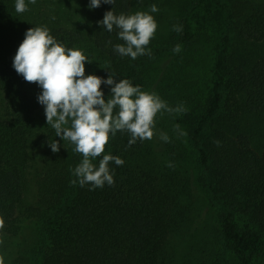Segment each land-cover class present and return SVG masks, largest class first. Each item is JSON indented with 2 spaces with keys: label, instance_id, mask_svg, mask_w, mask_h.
Here are the masks:
<instances>
[{
  "label": "trees",
  "instance_id": "1",
  "mask_svg": "<svg viewBox=\"0 0 264 264\" xmlns=\"http://www.w3.org/2000/svg\"><path fill=\"white\" fill-rule=\"evenodd\" d=\"M15 2L0 0V264L32 222L36 241L18 244L7 264H264V1L168 0L171 11L155 15L151 55L136 59L119 55V29L109 32L98 21L112 10L150 11L155 0H115L95 9L90 0H51L48 8L25 0L24 13ZM35 26L66 49L81 50L91 61L85 75L111 73L186 109L158 114L151 140L129 145L127 132L110 134L92 162L98 167L107 154L124 161L109 163L113 186L72 183L70 170L82 155L55 136L38 102L42 89L13 67ZM165 61L172 66L162 74ZM101 89L107 100L111 86ZM162 116L164 122L177 116L187 135L159 148ZM54 140L58 153L49 146ZM32 183L35 203L27 199Z\"/></svg>",
  "mask_w": 264,
  "mask_h": 264
},
{
  "label": "clouds",
  "instance_id": "2",
  "mask_svg": "<svg viewBox=\"0 0 264 264\" xmlns=\"http://www.w3.org/2000/svg\"><path fill=\"white\" fill-rule=\"evenodd\" d=\"M29 2L35 4L36 0ZM102 2L115 4V0H90L89 8H98ZM27 10L25 0H16L17 13ZM158 11L156 5L151 6V12ZM98 23L109 32L114 26L119 29V39L124 41L115 45L119 55L132 59L151 55L146 49L158 27L152 15L146 12L116 15L112 10L106 12ZM173 30L180 32L182 26L173 25ZM173 51L179 53L181 46L177 45ZM86 61L91 63L81 50L66 49L46 27L35 26L26 31L13 67L26 82L35 83L42 89L38 102L44 106L47 124L55 130V136L74 145L73 151L82 155L79 165L70 170L77 178L72 183L78 182L81 187L90 184L91 190H95L105 184H115L109 169L110 162L114 161L117 166L124 163L118 156L110 154L103 155L98 167L92 162L105 152L110 134L115 136L117 132H127L129 145L137 140H151L158 114L183 113L186 109L183 105L170 107L155 93L142 91L140 86H133L127 79L117 82L111 73L107 79L94 74L85 75ZM103 84L111 86L107 100L101 89ZM174 130L181 136L187 135L179 125ZM160 139L169 141L165 133H160ZM49 146L54 153L60 151L56 140L49 141ZM168 166L172 167V164Z\"/></svg>",
  "mask_w": 264,
  "mask_h": 264
},
{
  "label": "rangeland",
  "instance_id": "3",
  "mask_svg": "<svg viewBox=\"0 0 264 264\" xmlns=\"http://www.w3.org/2000/svg\"><path fill=\"white\" fill-rule=\"evenodd\" d=\"M167 1L168 0H162V2H163L162 3L159 0H155V2L158 4L157 7H158L159 11L158 12H154V14H152V16L154 17V19L156 18L155 15H160L161 9L163 7L166 8V11L168 13L171 11L170 9H167V5H168V2ZM175 1H177V0H175ZM255 1H264V0H255ZM50 2H51V0H36V3H38L37 5H39L40 7H47L48 8L50 6ZM161 4H162V6L160 7ZM145 12L148 13V14H150V15L152 13L151 10L150 11H145ZM199 50H201V48H199ZM201 52H202V50L199 53H201ZM186 64L188 65L189 63H186ZM163 65L165 67V70L162 71V74L163 73H166L167 70L172 66V61H165L163 63ZM196 67L199 70L204 67V61H203V58L202 57H201V60L199 62V65H197ZM206 70L208 71V63H207L206 68H205V71ZM44 113H45V110H44ZM176 117L171 118L169 120V122L167 121L168 123L167 122H164L163 116L159 118L158 126L156 125L157 126V128H156L157 130L155 131L156 132L155 133L156 142L158 143L159 148H162L164 146L166 147L167 144L172 143L173 136H175V138H178L179 141L182 138H184V136L179 135V132L178 131L174 130L175 129V126L177 125L176 124V122H177ZM180 130H181V128H180ZM160 133L167 134L168 137H169V141L168 142H165L162 139H160ZM40 152H42V150ZM43 152H44V150H43ZM37 198H38V196H37V188H36L35 184L32 183V187H31V189L29 190V192L27 194L28 202L35 203L36 200H37ZM196 202H197L200 210L203 211L202 218L204 217V218L208 219L210 217V208L208 207V203L206 202V200L202 196L199 195L197 197V201ZM204 220H201V222H200V219H199L197 221V225H202L201 223ZM37 236H38V230H37L35 224L32 222L28 226H26V228L23 231L22 237H21L20 241H17L16 246L19 244V245H22V246L30 247L36 241ZM16 246H15V249H13V251L8 254L7 260L4 261L5 264L9 263L12 260V257L17 253Z\"/></svg>",
  "mask_w": 264,
  "mask_h": 264
}]
</instances>
